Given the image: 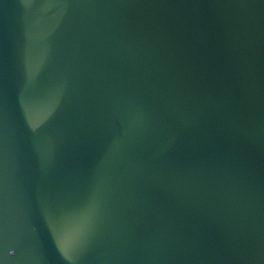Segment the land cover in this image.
Returning a JSON list of instances; mask_svg holds the SVG:
<instances>
[{
    "label": "water",
    "instance_id": "water-1",
    "mask_svg": "<svg viewBox=\"0 0 264 264\" xmlns=\"http://www.w3.org/2000/svg\"><path fill=\"white\" fill-rule=\"evenodd\" d=\"M0 264H264V0H0Z\"/></svg>",
    "mask_w": 264,
    "mask_h": 264
}]
</instances>
